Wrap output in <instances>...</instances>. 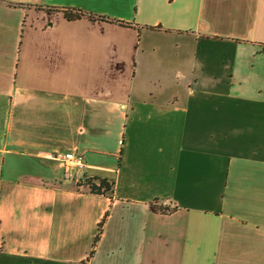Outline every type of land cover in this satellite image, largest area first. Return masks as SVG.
<instances>
[{
    "label": "crops",
    "instance_id": "0c3cea01",
    "mask_svg": "<svg viewBox=\"0 0 264 264\" xmlns=\"http://www.w3.org/2000/svg\"><path fill=\"white\" fill-rule=\"evenodd\" d=\"M263 45L264 0H0V264H264Z\"/></svg>",
    "mask_w": 264,
    "mask_h": 264
},
{
    "label": "trees",
    "instance_id": "16d2710c",
    "mask_svg": "<svg viewBox=\"0 0 264 264\" xmlns=\"http://www.w3.org/2000/svg\"><path fill=\"white\" fill-rule=\"evenodd\" d=\"M63 11L65 12L66 17L69 19H78L81 17H88V18L93 19V20L109 19L105 16L95 15V14L88 13L86 11H83V10L77 9V8H63ZM262 50L264 52V45L262 46ZM85 183L89 186L90 191L92 193L108 194V193L113 191V183L110 180H108L107 178L87 177L85 180ZM81 184L82 183H79V185H81ZM108 215H109V213H106V215L104 216L102 221L99 223V231H98L97 236H96L95 241H94L95 246L97 245V243L101 237V234L103 232V227L106 223Z\"/></svg>",
    "mask_w": 264,
    "mask_h": 264
},
{
    "label": "built area",
    "instance_id": "2783aa9c",
    "mask_svg": "<svg viewBox=\"0 0 264 264\" xmlns=\"http://www.w3.org/2000/svg\"><path fill=\"white\" fill-rule=\"evenodd\" d=\"M48 158L61 161L67 174L71 170L84 172L87 167V160L84 154L80 152H54L47 154Z\"/></svg>",
    "mask_w": 264,
    "mask_h": 264
},
{
    "label": "rangeland",
    "instance_id": "374dc122",
    "mask_svg": "<svg viewBox=\"0 0 264 264\" xmlns=\"http://www.w3.org/2000/svg\"><path fill=\"white\" fill-rule=\"evenodd\" d=\"M219 53V51L215 50V53L214 54H217ZM216 60H218L219 58L218 57H215Z\"/></svg>",
    "mask_w": 264,
    "mask_h": 264
}]
</instances>
